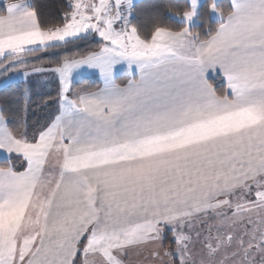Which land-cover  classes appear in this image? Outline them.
<instances>
[{
	"label": "snow or ice",
	"instance_id": "6c2138e0",
	"mask_svg": "<svg viewBox=\"0 0 264 264\" xmlns=\"http://www.w3.org/2000/svg\"><path fill=\"white\" fill-rule=\"evenodd\" d=\"M134 10L0 8V76L23 83L0 110V264H264V0L165 5L148 33ZM32 77L56 94L29 125Z\"/></svg>",
	"mask_w": 264,
	"mask_h": 264
},
{
	"label": "trees",
	"instance_id": "16d2710c",
	"mask_svg": "<svg viewBox=\"0 0 264 264\" xmlns=\"http://www.w3.org/2000/svg\"><path fill=\"white\" fill-rule=\"evenodd\" d=\"M33 3L41 16L49 21L55 22L59 19L62 12L65 10L67 5V0H30ZM184 0H139L134 3L135 10L133 13V19L140 24L141 29L148 33L150 32L153 20L157 16H161L165 23L172 24L174 21L169 17L165 10V5H178L183 4ZM225 4V2L222 1ZM42 58H51V53H41ZM214 87L220 89L222 87V82L213 78L210 79ZM88 80H83L82 83H87ZM97 81H90V86L94 87L97 85ZM20 87L19 85H14L13 83L4 85L0 87V110L7 111L9 113L21 114L20 106L22 100L20 98ZM40 95L32 98V103L29 106V111L27 114V121L29 125L34 122H39L45 117L43 116L44 108L39 104L41 100ZM2 163V161H0Z\"/></svg>",
	"mask_w": 264,
	"mask_h": 264
},
{
	"label": "rangeland",
	"instance_id": "374dc122",
	"mask_svg": "<svg viewBox=\"0 0 264 264\" xmlns=\"http://www.w3.org/2000/svg\"><path fill=\"white\" fill-rule=\"evenodd\" d=\"M92 74H95L93 72H89L86 76H91ZM96 77H98V74H95ZM33 81L32 84V98L36 97L37 95H40L41 98H48V97H54L56 94V83L55 81L49 77L48 81H42L41 78L39 77H32L31 78ZM14 84V85H19L20 87L23 86L22 80L20 77L15 76L14 74L12 75V78L10 80H6L4 76H0V87L6 86L8 84ZM79 86V85H78ZM41 104V103H39ZM44 108L43 111V116L45 117L47 113V108L44 106H41ZM169 241L166 237L165 243L167 244ZM133 254H129L130 256L127 257L126 263L127 264H132L136 261V264H145V259L144 255L140 254L138 252H132ZM135 254H138L139 259H136L137 257ZM158 263V262H157Z\"/></svg>",
	"mask_w": 264,
	"mask_h": 264
},
{
	"label": "crops",
	"instance_id": "0c3cea01",
	"mask_svg": "<svg viewBox=\"0 0 264 264\" xmlns=\"http://www.w3.org/2000/svg\"><path fill=\"white\" fill-rule=\"evenodd\" d=\"M137 1H139V0H133V3L137 2ZM222 1L225 2V4L228 3V0H222ZM6 2H7V0H0V8H2V7H3V4L6 3ZM30 2H31V1H30ZM67 3H68V0H67ZM120 67H126V66L121 65ZM121 70H123V68H122ZM95 74H96V73H95ZM95 74H92L91 76H85L83 80L87 79L88 82H87V83H83V85H85V86H90V81H97V82H98L97 84H99V78L96 77ZM213 78H216V77H214V76H210V79H213ZM217 79H218V78H217ZM219 80H220V79H219ZM220 81H221V80H220ZM221 82H222V81H221ZM94 87H95V86H94ZM3 156H4V154H0V161H3ZM17 166L19 167V165H17ZM132 252H137V251H135V250H131V251L129 252V254H133ZM128 256H130V255H128ZM128 256L125 257V261H126V259H127ZM135 256L137 257L136 259H139L138 254H135ZM97 264H99V261H98V260H97ZM126 264H127V263H126ZM132 264H136V261H135L134 263H132ZM157 264H158V263H157Z\"/></svg>",
	"mask_w": 264,
	"mask_h": 264
}]
</instances>
